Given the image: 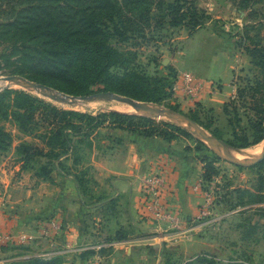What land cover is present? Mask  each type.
I'll use <instances>...</instances> for the list:
<instances>
[{
  "label": "rangeland",
  "instance_id": "rangeland-1",
  "mask_svg": "<svg viewBox=\"0 0 264 264\" xmlns=\"http://www.w3.org/2000/svg\"><path fill=\"white\" fill-rule=\"evenodd\" d=\"M187 1L193 2L202 16L201 21L203 24L201 27L191 31L192 29L189 27L169 28L166 25L163 26V24L161 28L157 29L156 22L167 9V5L172 3L173 0H153V19L151 22L152 27L155 26L153 32L145 38L146 40L131 38L122 47L137 51L138 64L146 70L148 75L155 76L159 74L162 77H170L174 81L171 99L158 105L167 108H169L168 106L178 107L187 116L193 114L194 111L203 123H207L214 117L217 120V125L226 130L227 119L223 113V107L220 110L214 109L215 116L211 112L207 113L206 111L211 108L195 102L197 91L193 95L183 91V88H185L184 74L190 75L193 83L198 86L201 81L205 80L201 74H211L217 78L206 80L214 88L211 89L212 91L220 89L224 94L229 93L224 97L225 101L234 96L238 85H240V79L249 75L250 69H252L251 59L245 52L244 47L252 46L256 42H260L264 47V0H252L247 7L242 6V0ZM21 8L22 6L18 5L16 1L8 3L7 0H0V78L4 76L23 77L18 74V71L25 64L19 60L21 56L13 54L14 43L13 41L10 42L9 37L12 32L8 27ZM18 46L16 45V47ZM23 46H34V43L31 42ZM180 80L184 84L182 92L186 96L183 101L185 103L182 102L183 98L175 96L177 90H175V86ZM10 89L25 90L55 106L90 112L93 115L119 112L142 116L137 112L134 113L135 110L129 106L117 102L101 101L86 107L70 108L43 98L34 90H27L18 85H14ZM210 96H212V93H210ZM224 98L222 97V99ZM151 119L157 122L165 121L178 125L168 118ZM1 125L14 134L15 145L22 139L30 141V138L22 135L12 122H4ZM206 131L211 134L210 131ZM107 132L109 131L105 130L94 136V149H87L84 152L85 159L80 165V168L88 170V179L84 186L86 193L84 194L85 205L93 206L99 200L97 195L99 191L98 183L94 178L95 171L91 164L94 160L92 153L102 150L109 141L113 142V136L108 135ZM190 134L204 145H200L195 140L187 137H182L177 140L175 146L187 154L185 159L194 160L191 168L195 178H190L191 184L188 185L187 192H183L184 197L182 200L186 202L184 200L186 199L191 201L189 203H197L199 199L201 205L199 214L195 215L190 212L181 214V208L177 206L180 201L178 203L171 202V207L167 204L170 208L167 209V212L178 220L181 225L186 227L201 225V227L186 231V237L183 234L178 235L177 233L180 231L177 228L155 229L152 236L160 234L162 238H165L166 235H169L172 240L161 242L162 239L160 238L157 243L147 247L149 260L141 261L137 257L138 259L131 264H188L197 262L198 258L211 259L212 257L215 258V262L218 264H228L229 261L245 264H264V203L253 201L258 198L264 199V186L263 190H260V177H264V169L255 167L259 163L238 164L229 157H223L217 150L208 146L203 139L193 133ZM263 147L264 141L244 150L250 153H258L261 152ZM12 152L13 149L8 153L1 154L0 173L1 168L6 169L8 174L14 172L12 175L16 180L18 175L14 167L19 163L13 155L14 152ZM223 153L226 154L224 150ZM207 164H213L215 168L213 171H209L211 173L209 179L204 177L206 172L204 167ZM17 187L14 193L18 191ZM4 191L5 188L0 181V192ZM16 207L17 204H14V208ZM204 210L206 213H204ZM14 214L13 211L12 213L7 212L5 213L6 216L3 217L0 212V264H20L30 258L58 259L60 264H67L65 262L66 257H69L70 254L66 252V249L69 250V246L66 248L64 241L66 229L64 222L57 217H53L36 229L21 227V229H16L14 232H6L8 225H10L9 221L12 219L11 216ZM100 219L101 215H98L96 211L91 216L87 215L83 235L86 238L84 240L88 242H83L82 239L81 242L78 241L79 245L86 246L102 242L98 239L101 234ZM132 232L134 233V231ZM172 234L177 235L172 237ZM135 235V237H139L137 233ZM125 238L127 239V236ZM53 243H57V246H52ZM102 250L103 248H100V250L96 248L90 251L84 250L79 254L76 253L77 256L73 257L74 260L69 258L68 263L103 264L104 261H101V258L103 259ZM97 252L99 253L97 254ZM107 261L108 259L104 263H107ZM111 264H118V261L111 262Z\"/></svg>",
  "mask_w": 264,
  "mask_h": 264
},
{
  "label": "trees",
  "instance_id": "trees-1",
  "mask_svg": "<svg viewBox=\"0 0 264 264\" xmlns=\"http://www.w3.org/2000/svg\"><path fill=\"white\" fill-rule=\"evenodd\" d=\"M15 1L22 8L8 27L12 32L9 37L14 43L13 54L21 56L19 60L25 64L18 74L73 96L113 92L155 104L171 99L172 78L148 75L138 64L137 51L122 47L131 38L146 40L153 32V0H7ZM251 1L242 0L241 4L247 7ZM201 18L193 2L173 0L156 27L164 24L193 31L202 26ZM31 42L34 46H23ZM244 50L252 69L240 79L236 94L223 105L226 130L217 125L214 117L203 123L196 112L189 115L212 135L240 149L264 141V47L256 42ZM168 107L181 112L178 107ZM206 112L215 116L212 108ZM4 122H12L30 141L19 140L14 147L15 136L1 125ZM103 130H120L168 143L187 137L204 145L173 123L119 112L93 115L64 109L21 89H5L0 93V157L14 149L21 168L33 171L42 180L51 181L52 174L59 171L73 176L81 193L86 194L88 170L80 165L85 159L84 152L94 149V136ZM255 167L264 169V161ZM214 169L213 164H207L204 177L209 179V171ZM260 178L263 190L264 177ZM253 201L264 203L259 198ZM125 237L122 233L117 235L118 240ZM20 264H60V261L30 258ZM188 264L218 263L212 257Z\"/></svg>",
  "mask_w": 264,
  "mask_h": 264
},
{
  "label": "crops",
  "instance_id": "crops-1",
  "mask_svg": "<svg viewBox=\"0 0 264 264\" xmlns=\"http://www.w3.org/2000/svg\"><path fill=\"white\" fill-rule=\"evenodd\" d=\"M201 75L205 80L201 81L199 86L195 84L197 87L195 102L220 110L227 101L224 97L229 93L224 94L220 89L212 91L211 89L214 88L206 80L217 78L208 73ZM183 85V81L180 80L175 93L176 97L183 98L182 102L186 97L182 92ZM219 90L222 92L219 93ZM183 91L186 92L185 88ZM188 94L193 95L194 91ZM107 134L113 136V142L109 141L102 150L92 153L94 160L91 164L99 190L98 203L93 206L85 205L84 194L79 191L73 176L63 175L56 171L52 174L51 181H45L37 178L33 171L23 170L22 164L19 163L14 167L18 175L15 180L12 175L14 172L8 174L6 169L1 168L0 181L5 191L0 192V212L3 217L7 212L15 213L11 216L12 219L9 221L10 225L6 232H14L21 227L36 229L43 226L44 222L57 217L65 223L64 241L66 248L69 246L66 252L70 254L66 257L67 264H69V258L74 260L76 253L96 248L99 250L103 248L101 254L103 259L100 255L101 261L105 262L108 259L107 263L103 262V264H111L116 260L118 264L121 262L131 264L138 259L137 257L141 261L149 260L147 252L149 245H154L160 238L161 242L172 240L169 235L165 238H162L160 234L152 236L154 230L166 227L167 229L176 228L170 222H158L147 217L142 209L141 205L144 200L142 179L155 173H160L165 179L161 201L166 209H170L167 204L170 206L171 202L180 201L177 206L181 208V214H188L187 212L199 214L201 206L199 199L197 203L182 200L184 197L182 194L187 192L188 185L191 184L190 178H195L191 168L194 160L185 159L187 154L175 146L177 140L168 143L158 138L136 137L120 130L109 131ZM16 186H18L16 192L18 194L14 193ZM14 204H17L16 208ZM3 207L6 209L4 210ZM95 211L101 215L99 220L101 234L98 239L102 242L86 246L79 245L78 241L81 242L82 239L83 242H88L84 240L86 239L83 235L84 226L87 215L91 216ZM200 227L201 225L186 227L179 222L177 229L180 232L177 234H183L186 237V231ZM118 233L127 236V239L118 240ZM135 233L139 237H135ZM177 234H172V237H176ZM52 246H57V243H53Z\"/></svg>",
  "mask_w": 264,
  "mask_h": 264
},
{
  "label": "water",
  "instance_id": "water-1",
  "mask_svg": "<svg viewBox=\"0 0 264 264\" xmlns=\"http://www.w3.org/2000/svg\"><path fill=\"white\" fill-rule=\"evenodd\" d=\"M0 82H5L8 84L3 89H10L14 85H18L27 90H34L41 97L47 98L54 103H58L70 108L75 107H86L90 104L101 102V101H111L117 102L123 105L132 107L135 110H146L147 114L142 115L150 118H168L173 120L178 125L182 126L184 129L188 130L190 133L197 135L199 138L203 139L204 142L215 150H224L227 157L231 158L238 164L250 163L257 164L264 160V147L261 152L250 153L244 149H240L229 145L223 140L208 133L203 127L196 123L189 116L175 111L171 108L160 106L155 103H148L143 101H138L130 97L122 96L113 92H99L90 95L83 96H73L58 92L46 85L32 82L21 76H4L0 78ZM183 124V125H182Z\"/></svg>",
  "mask_w": 264,
  "mask_h": 264
},
{
  "label": "built area",
  "instance_id": "built-area-1",
  "mask_svg": "<svg viewBox=\"0 0 264 264\" xmlns=\"http://www.w3.org/2000/svg\"><path fill=\"white\" fill-rule=\"evenodd\" d=\"M184 79L186 92H195L197 87L193 83L192 77L186 73L184 74ZM176 89L177 86H175V90ZM164 186L165 179L160 173L148 175L142 179V188L144 192V200L141 205L142 209L147 217L158 222H170L174 224L176 228H179V221L167 212V209L161 201V193ZM204 213H206L205 210ZM54 224L55 227H57L56 223Z\"/></svg>",
  "mask_w": 264,
  "mask_h": 264
},
{
  "label": "bare ground",
  "instance_id": "bare-ground-1",
  "mask_svg": "<svg viewBox=\"0 0 264 264\" xmlns=\"http://www.w3.org/2000/svg\"><path fill=\"white\" fill-rule=\"evenodd\" d=\"M8 84H6L5 82H0V88H4V87H6ZM127 106V105H126ZM130 107V106H129ZM130 108H132V107H130ZM133 109V108H132ZM133 110H135V109H133ZM132 110V111H133ZM134 113L135 112H137L139 115H146L147 114V111L146 110H140V111H138V110H135V111H133ZM217 152L221 155V156H223V157H227V155L226 154H224L223 153V150H217Z\"/></svg>",
  "mask_w": 264,
  "mask_h": 264
}]
</instances>
